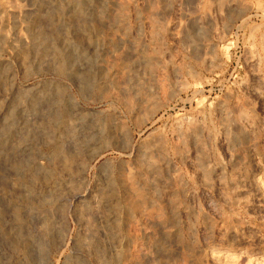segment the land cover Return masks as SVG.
<instances>
[{
	"label": "rangeland",
	"instance_id": "374dc122",
	"mask_svg": "<svg viewBox=\"0 0 264 264\" xmlns=\"http://www.w3.org/2000/svg\"><path fill=\"white\" fill-rule=\"evenodd\" d=\"M0 264H264V0H0Z\"/></svg>",
	"mask_w": 264,
	"mask_h": 264
}]
</instances>
